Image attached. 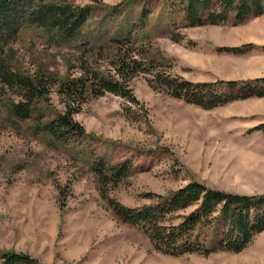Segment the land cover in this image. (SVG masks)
Returning a JSON list of instances; mask_svg holds the SVG:
<instances>
[{
    "label": "rangeland",
    "instance_id": "obj_1",
    "mask_svg": "<svg viewBox=\"0 0 264 264\" xmlns=\"http://www.w3.org/2000/svg\"><path fill=\"white\" fill-rule=\"evenodd\" d=\"M49 1L18 5L6 18L27 23L12 38L0 34V60L10 71L40 77L47 90V98L32 102L29 118L19 120L11 104L21 97L0 83V264L8 252L29 257L15 264H264V231L239 253L170 255L107 203L136 209L190 181L264 195V129L250 132L264 128V97L249 95L254 85L263 86L254 80L264 78V18L241 23L229 15L221 25L189 27L181 14L169 16V0H53L88 12L64 37L28 24V14ZM126 35L131 43L117 47L121 57L153 58L151 68L130 79L136 101L110 93L89 97L73 115L83 137L52 142L47 125L66 110L56 85L79 77L83 66L112 75L118 51L111 42ZM103 46L105 54L98 53ZM150 70L208 85L206 104L215 96L234 99L200 107L171 96L160 82L152 87ZM193 89L195 100L201 89ZM96 163L130 167L125 178L99 186L91 170Z\"/></svg>",
    "mask_w": 264,
    "mask_h": 264
},
{
    "label": "trees",
    "instance_id": "obj_2",
    "mask_svg": "<svg viewBox=\"0 0 264 264\" xmlns=\"http://www.w3.org/2000/svg\"><path fill=\"white\" fill-rule=\"evenodd\" d=\"M27 0H0V34L7 32L4 37L16 36L17 23L9 24L6 15L15 13L16 7ZM262 0H169V16L181 14L188 20L189 27L203 25L224 24L229 15H234L238 22L243 23L249 16L258 17L264 14L261 4ZM46 3V2H45ZM36 11L28 14L29 25H40L49 31L52 28L59 30L64 37H70L84 24L87 18V10L75 11L67 7L58 6L57 2L49 1ZM183 10L181 9V7ZM12 9V11H11ZM11 11V12H10ZM19 25V26H18ZM18 26V27H17ZM0 35V40L2 39ZM131 37V36H130ZM129 35L112 41L113 50L118 51L120 43H131ZM176 41L175 36H171ZM129 43V44H130ZM116 44V46H114ZM114 46V47H113ZM108 47H101L98 53H103ZM236 48L233 51H237ZM1 52V51H0ZM1 54V53H0ZM105 54V52L103 53ZM102 54V55H103ZM1 57V56H0ZM126 57L115 53L114 62L111 64L113 74L109 72H94L83 66L79 77L68 78V81L59 82L56 86L58 96L65 103V112L58 115L55 120L47 125L46 131L51 136V141H62L65 143L75 142L85 134L84 129L73 119L80 104L89 97L102 96L110 93L122 97L129 102H135L132 89L129 85L130 79L152 67L153 58ZM148 84L155 87L160 82L166 87L171 96L184 98L203 108L221 106L234 98L213 97V101L206 104L205 98L209 87L206 84H196L179 79L177 77H163L157 73H146ZM157 77H159L157 79ZM129 79V80H128ZM42 79L25 76L20 72L10 71L0 60V83L9 89H15L22 101L11 104V111L19 120L29 118V107L35 98H47V90L41 86ZM255 84L250 92L256 97H264V79L254 80ZM230 87L235 82H228ZM193 88H199L200 93L192 99ZM249 92V93H250ZM256 92V93H254ZM75 102V105H74ZM263 126H256L252 131L263 130ZM95 164L91 167L97 177L99 186L105 185L104 181H116L126 177L130 164H122L114 168H105ZM102 197L104 193H102ZM121 221L141 227L148 235L152 247L162 253L170 255H182L196 253L207 256L213 252L239 253L244 250L253 239L264 231V195L247 196L216 189L190 181L185 186L178 188L171 194L158 199L143 207L126 208L113 202L107 201ZM177 222V223H176ZM209 232V236L206 235ZM202 237V238H201ZM207 238H209L208 241ZM9 253V252H8ZM6 253L5 264L18 262H29V257Z\"/></svg>",
    "mask_w": 264,
    "mask_h": 264
},
{
    "label": "crops",
    "instance_id": "obj_3",
    "mask_svg": "<svg viewBox=\"0 0 264 264\" xmlns=\"http://www.w3.org/2000/svg\"><path fill=\"white\" fill-rule=\"evenodd\" d=\"M261 17H263V18H264V14H263V15H261ZM262 23H264V20L262 21ZM262 79H264V78H262Z\"/></svg>",
    "mask_w": 264,
    "mask_h": 264
}]
</instances>
